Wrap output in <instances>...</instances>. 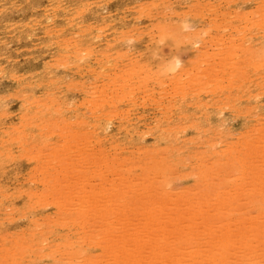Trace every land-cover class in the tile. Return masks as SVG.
Returning <instances> with one entry per match:
<instances>
[{
  "label": "rangeland",
  "instance_id": "1",
  "mask_svg": "<svg viewBox=\"0 0 264 264\" xmlns=\"http://www.w3.org/2000/svg\"><path fill=\"white\" fill-rule=\"evenodd\" d=\"M108 1L109 0H93V1L92 0H71V1L70 0H51V1L50 0H0V43H1L0 44V67H1V69H0V106H2V107H0L1 110H2V111L0 110V114H2V115H0V187H1L0 188V192H1L0 193V234H2L4 236V237L0 236V246H1L0 249L3 250V252L0 250V253L2 252L4 254V255L2 253L0 254L1 257L3 256L2 260H4L3 263H2V260L0 259V264H5V263L6 264H14V263L15 264H18V263L19 264H22V263H24V264H26V263H28V264H33V263L34 264H36V263L37 264H79L80 262H81L80 264H90V263L93 264L91 261H93V262L95 261V263H97V264L99 262L100 263H102V262L104 263V262L107 261L105 259L106 255L107 256L110 255L108 253H110L113 250V249L110 248V246H108V244L110 245L109 241H111L113 238H114V240H116V238H118V236L121 237V238H123L125 236L127 238V236H129V234H128L129 233V229L126 228L124 230L125 227H123L122 225L121 226L123 227V229L121 228V226L119 227V229L121 228L120 230L124 231V233L122 234V232H121L120 234H118L120 231H118L119 229L117 228V226H119L121 224V222H120L119 225L115 224L116 222L119 223V219H117V221H116V218H115V220L113 218L114 226H113V223L107 225L108 227H109V225L112 226L115 230L113 228L111 229V227L108 228L106 226L107 227L106 229H110V231H112V233H108L109 230H107V233H108V236H109L108 238L111 239L110 234H112V235L114 234L115 235V237L112 236L113 238L111 240H109L107 238V236H104L105 233H106V232H103V230L106 231V229H104V227H103L104 224L101 225V229L99 228L100 227V224H99L100 221L99 220L95 221V219L93 220V218H91L95 223L97 221H99L98 224L96 223L97 226L95 228L100 229L99 232L102 231L104 234H102V232L98 233L97 230H96V232L95 231L93 232L94 235L92 236V234H89V233H92V231L95 229L94 228L92 230L90 228L91 226L92 227L95 226V224H94V226L91 225V224H93L92 220H91V224H87V222H85L84 225H83L84 227H83L82 225H79L77 222L73 221L75 217L74 218L71 217L73 220L69 217V219H67V218L66 219L70 223L72 221V223L68 224L66 222L64 216L55 215V213L53 212L54 210H53L52 207H43V208H41V207L33 206V203L30 201L31 197H30L29 194L27 195V193H31L32 191H33L32 193H35V192L40 193L39 191H41V188H42V190L45 189V188L43 189V186L41 187V185L38 184L39 178L43 177L42 176L43 175V171L47 167V165H46V167H43V164L45 166V164H46L45 160H48V159L49 160L51 159L50 163L52 165L57 164V161L55 160V158H57V155H55L56 156L55 157V156H52L51 154L56 153L55 151H57L59 154L61 153V146L63 144V140H60V139L57 140V138H53L52 136H49L50 134H47V133H49V132H47L49 130L46 129V128H44V129H46V131L44 129H42V131L45 134H43V136L41 138H39V141H38V142H40L39 144L37 142L36 143L35 142H31L32 144L29 143L28 145L26 144L25 146L24 145L22 146L20 143L10 141L11 138L9 139V137H11V135L13 133H15V131H14L15 126L17 128V127H19L21 125V123L23 122L22 119H24L23 117L29 111H31V112L37 111L36 105L39 102H40V106L42 104V106L40 108L45 109V110H47V109L45 108L46 105L44 106V104H46L47 102H48V106H50V105L52 106L51 109L53 111L51 110L50 113L49 112H47V113H49L48 114L49 117L54 118V119L56 118L55 120H58L61 114H62V116H66V114H67L66 117L69 118V119L71 117H73L74 119L73 118H71V119L72 120H76L75 123H82V122L84 124H86L87 122H89V123H93L94 122L95 123V122L101 121V119H103L105 122L103 121L101 123V125L99 124L101 126V128H99V130L97 132L99 134V138L101 140L106 138L107 140L109 139V140L112 141L113 137L116 135L114 139H116L119 136L116 140H120L121 141L122 140V136L123 135L125 136L126 135L125 133H127V131L130 134H134V138L133 139H131V140L127 139L128 141L126 140V143H125L126 145L124 144L125 147L122 149V150H125V151L117 152V153H119V155H116V156L119 159L123 155H125V156L128 155L127 157H134L136 155L135 151L137 150L136 148L138 146L141 147V146H144V145H146V146L153 145V142L155 143V139H154L156 137L155 134L159 133L160 128L161 129H166V130L169 129V128L170 129L174 128V129H172L173 132H175L177 130V133H180V132L183 131L182 130L183 129L182 125L185 124V123L187 124L188 121H191V122L197 121L198 124H200L201 121H202V125L201 124L200 125L203 126V127L201 128V127H199L200 125L198 126L197 123L195 125L194 122H193L192 125L193 126L195 125L194 126L195 128H197V129L201 128L200 131H199L197 129L194 130L193 126L190 127V128H187L188 126H190L189 125V124H191L190 122L188 123V126L185 124L186 126L185 125L183 126V127H185L183 133H184V136H186L187 138L195 137L197 135H200V133H202L201 131L204 129V127L206 129L208 128V130L209 129H211V130L205 131V132L203 131L202 134H208V133L210 134V132L213 133V132L216 131L217 128H218L217 131L219 132V129H220L219 127L223 123V125H225V126H223V128L221 127V129H220L221 131L220 132L222 133V131H223L222 129L227 130L226 128H228L229 131H225L224 130L223 133L225 132L224 134L227 135L228 132H231L228 135L229 136L232 135L234 137L233 138L231 136V137H229L230 139L227 137L228 139L226 141H229V142L230 141H235L237 136L240 137V139L242 137H245V139L249 138L247 141L246 140L245 141L248 144H250L249 146L252 147V149L250 147H247V148H245V150L250 148L251 149V150H249L250 153H248V151L244 152L245 150H243L244 153L242 154V156H247L245 158H246V160L248 159L247 161H249L248 162L249 164L251 163L250 162L251 158L252 157H253L252 159L255 158L254 157L255 151L258 150V151H256V154H258V155H255L257 157L254 159L256 161L252 160V163L250 165H253L254 163L256 164L257 162H258L257 164H259L258 160H261L260 158H261L262 154L264 155V153L261 154V152L263 151L264 147L262 146L263 147L262 148L260 146L261 143H264V140H263V137H264L263 136L264 135L263 134L264 133L263 132L264 131V128H263L264 127V119H263L264 118L263 117L264 116V84H263L264 83V77H263L264 76V71H263L264 70V66L262 65V64H264V61L262 62V60H264V49H263L264 48L263 47L264 46V33H263L264 32V23H261L262 27L258 26L257 24L255 25L256 20L259 18V16L257 15V12H255L256 11V7L264 6V5H262L264 3L263 0H162V1L161 0H110L109 2ZM261 1H263V2L260 3ZM50 6H51V8H50ZM77 6H78V9H77ZM87 9H89V10H87ZM250 12H252L253 14L251 15ZM2 14H3V16H2ZM33 14L34 15L36 14V15L34 16ZM73 14H76V16L73 15ZM77 14H79V15H77ZM248 14H250V15H248ZM55 15H57V16H55ZM59 15H61V16H59ZM82 15H84V16H82ZM255 15H257L256 18H255ZM42 17L45 18V20ZM19 18H21V19H19ZM67 20H69V21L67 22ZM71 21H72V23H71ZM78 21H80V22H78ZM76 23H77V25H76ZM158 23H160V24H158ZM171 23H173V25ZM177 23H179V24L181 23V24L178 25ZM156 24L159 25V26L161 25V27H163V28H161L159 26L154 27V26H156ZM168 24L170 26H168ZM251 24H253V25H251ZM261 24H259V25H261ZM162 25H167V27L166 26H162ZM45 26H46V28H45ZM171 26H172V30L174 29V32L171 33L172 34L171 37L172 38L174 37L173 39L170 36H168L170 34L167 35L168 38H166L167 36H165L166 35L165 33H167L168 30L170 31ZM41 27H42V29H41ZM61 27H62V29H61ZM181 27H183V28H181ZM258 27H259V30H257ZM100 28L102 30H99ZM158 28H160L162 30H160ZM168 28H170V29H168ZM165 29L166 30L168 29V30L166 31ZM21 30L23 31V33H22ZM164 30H165V32H164ZM145 31H147V32L144 33ZM160 31H162V32H160ZM207 32H208V34H207ZM162 33L165 34V35H163V36H165V38L160 39V41H158V39H159L158 35L163 37ZM261 33H263V34H261ZM200 35H202V36H200ZM107 36H109V37H107ZM125 36H127V37H125ZM175 36H176V38L177 37H180V38L175 39ZM152 37H154V39H153V42L151 43L150 41H152V39H151ZM3 38L5 40H3ZM98 38H100V39H98ZM105 38H106V40H105ZM255 38H256V40H255ZM205 39H206V41H205ZM81 40L82 41L85 40V41L81 42ZM87 40L89 41L88 42L89 44H86ZM90 40H91V42H90ZM154 40H156L157 42L154 41ZM186 40H188V41H186ZM207 40H209V41H207ZM191 41H193V42H191ZM210 41H212V42H210ZM258 41L260 43H258ZM74 42H76L75 44L78 45L79 49L82 48L86 52L91 51V53H86V52L82 51V49H80V50H81V52H84V53H82V54H81V52L78 53L79 49L76 47V45L74 46ZM162 42H164V43H162ZM261 42H262V44H261ZM78 43H81V44H78ZM82 43H83V46H82ZM173 43L174 44L177 43V44L174 45ZM157 44H160V45H157ZM71 45H73L74 47H72ZM79 45H81V47H79ZM88 45H91V46H89L90 48L88 47ZM258 45L261 46V47H259ZM55 46H56L57 49L55 48ZM85 46L87 48H89V49H87ZM233 46H234V48H232ZM65 47H66V50H65ZM74 48L77 50V52H76V50H74V51L72 50ZM62 49H64V50H62ZM69 49H70V51H69L70 53L66 52ZM254 49H255V53H257L256 56L258 55L257 57L256 56L253 57L255 55V53L252 52ZM124 50H126L127 52L124 51ZM154 50L156 51L155 52L156 54L154 53ZM102 52H103V55H102ZM58 53H59V55H58ZM62 53H64L66 55V58H65V56H63L64 54L60 55ZM201 53L205 54V55H202ZM235 53H236V55H235ZM71 54H72V56H74V57L76 56V57L75 58L72 57ZM86 54H87V56H86ZM206 54L207 55L209 54V56L210 55H212V56L214 55V60L215 61L213 60V58L211 59V57L208 58L210 60V62L207 59L205 60ZM77 55L78 56L82 55L83 57L81 56V58H80V56H79L77 58ZM153 55H155V56H153ZM156 55H157V57H156ZM225 55L226 56L227 55L228 56H232L233 55L234 59L232 58V61L235 60L236 63L235 62L234 63L232 62L231 64L229 63L230 64V70L232 69L231 71H233L234 73L236 72L238 74L237 77H239V81L241 80V82L238 81V83L240 85L241 84H243V85L240 86L238 84L240 86L239 87L240 89H239L236 82H234V84L236 85L235 88L230 86V83H229V87L224 88L226 90H221V92H223V93H221V92L218 93V90L213 89V83H212L211 87H209L211 89L207 88V89H205V91L203 90V92H200L201 91V90H199L200 89L199 88L200 85L196 84L197 86H195V80L202 79L201 76H202L203 72H205V70H204L205 68H206V72H208V71H211V70H213L214 68L217 67L215 69L216 71L213 70L214 72H217V70H219V66L218 65H221L223 67V65H222L223 64V60L222 59H224ZM111 56H112V60H111ZM198 56H199V58H198ZM203 56L205 58H203ZM250 56H252L251 59H254V58L256 59L257 58V59H262V60H261V62L258 60L259 61V63H258V61L255 60V59H254L255 61L249 59ZM259 57H261V58H259ZM62 58L67 59L70 62L71 66H69V62L68 61L66 63V60H65V62L64 61L61 62L60 60H64ZM83 58H85L86 60L85 59L83 60ZM160 58H161V61L162 60H164V61L166 60L167 62H172L171 59H174L173 63L171 65L169 63H165L164 61H162V64H165L166 67L168 68V69L166 68L167 71L170 68H171L170 70L172 71V66L173 65L176 66L175 65V60H177L176 64L178 63L177 64L178 68L177 67L174 68V66H173V70L175 69L174 72L170 73V71H168L167 75L168 74L169 75L168 76L167 75L164 76V74H166L165 73L166 70H165L164 74H158V76L159 75H161V76L157 77V74L155 73L156 70H155L154 64H157V66L161 65V64H159L161 62V61H159ZM201 58L204 61V63H206L205 61H207L208 63L207 64H202ZM71 59H74V60L72 61ZM152 59H154V60L152 61ZM227 59L229 61H227L226 59H224V60L226 62H230V59L229 58H227ZM55 60H56L57 63H55ZM136 60H138V62L140 61V65L143 66V70L146 69V67L144 69V66H145L144 64H146V66L149 65L148 67L151 68V69L150 68L149 69H150V72H152V75L155 73V75L152 76L153 78H151V76L148 77L149 75H151V74H149V71L147 70L148 67L146 69L147 71H143L142 70L144 72V74H143L142 71L141 72L138 71L141 68L138 66L139 64H138V62ZM168 60H171V61H168ZM194 60H195V63H194ZM197 60H198V62H201V63L198 64ZM199 60H201V61H199ZM14 61H15V63H13ZM74 62H77L78 65H74ZM83 62L86 63V64H84ZM106 62L107 63L111 62V63H110V65H108V64H106ZM133 62H135L134 63V67L135 68L133 66H131L132 65L131 63H133ZM196 62H197V65H195ZM251 62H256L255 64L257 65L258 68L260 66L259 65L260 63H261L262 66L260 67V69H257V71H256L255 70L256 67H255V69H254V67L251 68V66H253V64H254V63L252 64ZM211 63H212V65H211ZM214 63L217 64V65H215L216 67L213 66ZM59 64H61V65H59ZM81 64L84 67H82ZM103 64H106V65L103 66ZM167 64L170 65V67L167 66ZM200 64H201L202 71L199 69L200 67L199 68L197 67L198 65L200 66ZM255 64H254V66H255ZM79 65H80V67H79ZM192 65H194V67L196 66L199 71L197 72V70H196L197 68H194V67L192 68ZM75 66H76V69H75ZM128 66H129V68H130V66L132 67L131 68L132 70L130 69L132 72L130 70H128L129 69ZM184 66H186V67H184ZM212 66H213V68H212ZM221 66H220V69H221ZM226 66H228V65H226ZM101 67H104V68H101ZM160 67H158L160 70L162 68L163 69L165 68L164 65L163 66L161 65ZM15 68H17V69H15ZM87 68H89V69H87ZM136 68H138V70H135ZM158 68H156V69L159 70ZM68 69H70V70H68ZM85 69H87V70H85ZM152 69L155 70L154 73H153ZM182 69H186V71L184 70L186 76L183 75L184 72H183ZM194 69L196 71H194ZM252 69H254L255 71L252 72L253 71ZM82 70H83V72H81ZM94 70L95 71L97 70L96 72H98V74H100V75L98 76V74ZM181 70H182L183 74L180 73ZM124 71H125V74H124ZM137 71H138V73H137ZM77 72H79V75L81 77L78 75ZM87 72H89V73H87ZM133 72H135V73L132 74ZM145 72H148L147 76H146ZM121 73H122V75H121ZM129 73L132 74V75L130 76ZM161 73H162V70H161ZM187 73H190V75L188 74V77H187ZM254 73H256V74H254ZM93 74H94V77L96 79H94V77L92 76ZM179 74L180 75L182 74L181 75V78H182L181 80L179 78L180 77ZM191 74L193 75L192 77H190ZM5 75H7V76H5ZM9 75H11L12 78L9 77ZM123 75H124V77H125V75H128V76H126V78H122ZM143 75H145V77H147V78H145ZM177 75H178V78H177ZM174 76H176V77H174ZM194 76H195V78H196V76H199V77H197V79H195ZM102 77H104V78H102ZM170 77H171V79H170ZM184 77H186V78H184ZM242 77H245V78H243L244 79L243 81H242ZM155 78L159 79V80H156ZM172 78L173 79L176 78L177 80L179 79L184 84V86H185L184 89L183 88H181V89L179 88L180 89L179 90L180 93H177V91H178L177 89H176L177 91H175V89L173 91L172 87L175 88V84L174 83H176V82H174V80H172ZM246 78L249 79V80H247ZM49 79L51 80V83H50ZM52 79H55V80H52ZM188 79H189V81H188ZM66 80H67V82H66ZM121 80H123V82ZM177 80H175V81H177ZM179 80H178L179 85H181L182 83ZM183 81H185V82H183ZM69 82H71V83H69ZM107 83H110V84H107ZM192 83L194 85H191ZM204 83H206V82H204ZM56 84H57V86H56ZM79 84H80L81 87L79 86ZM121 84H123V85H121ZM172 84H174V85H172ZM187 84H189V85H187ZM31 85H33V86H31ZM46 85H47V88H46ZM74 85H76V86H74ZM124 85H126L127 88ZM225 85L227 86L226 83H225ZM28 86L30 88H28ZM120 86H122V88ZM184 86L182 85V87H184ZM260 86H261L262 89L260 88ZM26 87H27V89H26ZM66 87L69 88V89H67ZM117 87H119V88H117ZM186 87H189V88H186ZM81 89H83V91ZM95 89L98 90V91L95 92ZM130 89L134 90V92H132V90H130ZM182 89L184 90V92H183ZM22 90H23V92H21ZM99 90H100V93H99ZM122 90L125 92V94H123L124 95L123 98H122V96H123L122 95V93H123ZM126 90H128L127 91L128 93L126 92ZM129 90H130V94H129ZM43 91H45V92H43ZM87 91H88V94H87ZM186 91H187L186 94L188 96L187 95H185V96L182 95V98H183V100H182L180 98L181 97L180 94H185ZM175 92L178 94V96H177V94ZM21 93H24V94H21ZM46 93H48V94H46ZM126 93H127V95H126ZM236 93H238V95H236ZM244 93H246V94H244ZM248 93H250L252 95H250ZM49 94H50V96H49ZM93 94L95 96H93ZM98 94L106 95V98L108 99V101H107L108 104L107 103L104 104L105 105V107H104L105 109L103 110V112L108 111L110 109L108 112L104 113V115H105V114H108V113L111 112L112 115H109L110 118L107 117V119H106V117L104 115H101V114H98V115L94 116L95 114H94L93 109L88 107V106H86V107H88L89 110H88V108H85V107H83V108L79 107V105H81L82 102L85 99H87V98L92 100V98L95 99V97H97L95 99V100H97L98 96H99ZM116 95H117V97H116ZM256 95H262V96H259L261 98H257L258 96L256 97ZM4 96H5V98H4ZM225 96H227V99H230V98L231 99L227 100ZM232 96H234L233 97L234 98L233 102L230 104V106L228 105L227 106L228 108H227L226 105L225 106L223 105V103L227 104L226 101H228V103H230L231 100H232ZM16 97L18 98V100H17ZM63 97H64V99H63ZM114 97L116 99L119 97L117 100L122 99V101L120 100V102H118ZM125 97H126V99H125ZM184 97H186L187 101H186V99ZM236 97H238V98L240 97V99H238ZM83 98H84V100H83ZM188 98H191V99L189 100ZM33 99H35V100H33ZM43 99H46L47 101L44 100V102H43ZM65 99L67 101H64ZM71 99H72V101H71ZM88 99L85 100V102L89 101ZM225 99H226V101H225ZM36 100H38L39 102H37ZM51 100H53L54 102L51 101ZM175 100L177 102H175ZM180 100H181L182 105H181V103H179ZM199 100L201 101V103L198 102ZM219 100H220V102L222 103L223 106L221 105L220 102H217ZM73 101H74V103H73ZM195 101L198 102V105H199V103H200V105L203 104L202 105L203 107H201L199 105L200 108L197 109L198 105L196 103L194 104ZM215 101L217 102L218 105H220V107L216 106L217 104H216ZM33 102L34 103L36 102V103L34 104ZM113 102H115V104ZM169 102H170V104H169ZM171 102H174V103H171ZM166 103H168V105H170V106L177 105L178 107L177 106L168 107ZM185 103L187 104V106H186ZM5 104H6V106H4ZM30 104H32V105L30 106ZM75 104H77V105H75ZM68 105H69V107H68ZM108 105H110V106H108ZM232 105H233V108H232ZM27 106H28V108H27ZM62 106H63V108H59V107H62ZM179 106L183 107L184 109H182L181 107L179 108ZM260 106L262 107V109H261ZM111 107H113V110L115 109L114 111L118 112V113H115L111 109ZM223 107H226V108H223ZM55 108H57V110ZM79 108H80V110H79V113H78V109ZM126 108H128V109H126ZM201 108H202V110H201ZM179 109L181 111L183 110L182 113H181V111ZM199 109H200V111H199ZM257 109H258V111L256 112ZM24 110H25V112H24ZM54 110L56 112H54ZM90 110H92L93 112L92 111L90 112ZM254 110H255V112H254ZM69 111L72 113V115H71V113ZM125 111H127V112L125 113ZM201 111H203V112H201ZM21 112H22V114H21ZM133 112H135V113H133ZM172 112H173V114H172ZM179 112H180L181 115L179 114ZM195 112H197V114ZM113 113L115 115L118 114V117H116ZM257 113H259V114L257 115ZM183 114L185 115L183 117L184 120H182L183 119L182 118ZM187 114L189 116H187ZM5 115H7V116L5 117ZM85 115H87V116H85ZM192 115H194V116H192ZM252 115H254V116H252ZM27 116H28V114L25 117H27ZM179 116H180L181 119L179 118ZM256 116L259 117V119H257ZM79 117H80V119L78 120ZM100 117H101V119H99ZM112 117H114V118L112 119ZM186 117H188V118H186ZM189 117H190V119H189ZM116 118H118V119H116ZM254 118H256V119L254 120ZM105 119L107 120V122H108V120H110L109 123H106ZM203 119L204 120L206 119V120L204 121ZM179 120H180V122L181 121L185 122L187 120L188 121L185 122V123L182 122V124H181L179 122ZM258 120L263 125L262 126V132L260 131L261 128L259 130L261 132V134H263L262 136H261V134H257V132H259L258 131L259 125H261V124H259V122L257 123ZM1 121H2V123H1ZM156 121H158L159 124ZM172 121H173V123H171ZM121 124H123V125H121ZM126 124H127V126H126ZM256 124H257V126H255ZM218 125H219V127H216ZM178 126H181V128L178 127ZM252 126H255L256 128L252 127ZM158 127H160V128H158ZM211 127H213V128H211ZM257 127H258V129H257ZM103 128H105V129L103 130ZM123 128H125V129H123ZM175 128H176V130H175ZM251 128H253L252 132H251ZM126 129H128V130H126ZM245 129L247 130V133H246ZM255 129H257V131ZM100 130H102V131H100ZM125 130H126V132H125ZM145 130H146V132H145ZM179 130H180V132H179ZM12 131H14V132H12ZM187 131H188V135H187ZM194 131H199V132H194ZM253 131H254V133H253ZM218 132H216L217 135H218ZM241 132H242V135H241ZM185 133H186V135H185ZM251 133H252V135H251ZM180 134H182V133H180ZM243 134L244 135L248 134V136L246 135L247 138H246V136H243ZM254 134L256 136L259 135L260 138H262V139H260L259 136L257 137V139H260L263 142H261L260 140H257L256 136ZM137 135L138 136L144 135V136H143V138L141 140H139L140 137H139V139H137L138 138ZM239 135H241V136H239ZM249 135L252 138L251 140H250V136ZM254 136H255L256 141L253 140ZM4 137L6 139H3ZM217 137H219V136H217ZM1 139H3V140L1 141ZM7 139H9V141ZM136 140L139 141V145L136 144L137 143ZM249 140H250V143L248 142ZM144 141H146V142H144ZM42 142H46V143L43 144ZM242 142H244V138H243ZM253 142H255V144H253ZM140 143H141V145H140ZM257 143H259V144H257ZM17 144H19L20 147H22V149ZM45 144H46V146H45ZM59 144H61V146ZM42 145H43V147H42ZM252 145H254V146L256 145V147L258 146L257 149H255L256 147L253 148ZM262 145H264V144H262ZM7 146L8 147L10 146V148H8ZM47 146H50L49 150L47 149ZM24 147L25 148L26 147L29 148V150L25 149ZM30 148H32V150ZM260 148H262V150ZM53 149L55 151H53ZM9 150H12V151L9 152ZM33 150H34V152L36 150L42 151L43 154L41 152L39 153L37 151H36V153L37 154L39 153L38 157H39V155L42 154L43 156L41 155L40 158L44 157L45 158V159L43 158L44 161H41V159L38 158L36 160V162H35L34 160H35V158H37V156H35V155H37V154H34ZM128 150L134 151V153L131 152V151H128ZM253 150H255V151H253ZM259 150L261 152H259ZM117 151H119V150H117ZM124 152H126V153H124ZM22 153L25 154V155L22 156ZM132 153H133L134 156L132 155ZM247 153L249 155L251 154V158H249L250 156L248 157ZM12 154H14V155H12ZM27 154L29 156H27ZM33 154L35 156L34 159H33L34 156H32V158L30 156V155H33ZM46 154H47V156L51 155V158L47 157ZM59 154H58V156H59ZM129 154H131L132 156H130ZM259 154H260V157L258 158ZM2 155H4V157H2ZM125 156H123V158ZM24 157H25V159H24ZM28 157L30 158V160H29ZM52 157H55V158H52ZM123 158H121V159H123ZM49 160L47 162H49ZM54 160H55V162H54ZM37 161L38 162L41 161V163L43 162V164L39 163V165L37 166V164H38ZM52 161H53V163H52ZM261 161H263V160H261ZM33 162L36 163V164H34ZM11 164L13 165V167H12ZM33 165L37 166V168L34 167ZM32 166H33V168H32ZM256 166H258V165H256ZM261 166H262V164L259 166L260 168L257 167L260 171H261ZM15 168H17V169H15ZM39 168H41V169H39ZM54 168H55V171H57V170L59 171L58 165H57V167L55 166ZM38 169H39V173H38ZM41 171H42V173H40ZM71 171H73V167L72 166H71ZM29 173H30V177L28 178V174ZM32 173H33V175H32ZM33 176L36 177L35 178L36 182H35V179H34ZM47 177H49L48 179H50V178L53 177V175L52 176H47ZM114 177L113 176H109V177H107V179L109 180V179L114 178ZM135 177H136V175H134L131 179H135ZM172 180H171V183L165 185L166 189H164V190H167L166 193H169L170 195H174V194L176 195L180 191H183L184 188L186 189L188 187V183H187V181H185L184 178L174 179L173 181ZM177 180L178 181L180 180V181L178 182ZM91 182L95 183L96 181L94 182V180H93ZM92 183H90V184H92ZM170 184H172V185L170 186ZM24 186H27V187H24ZM28 188H30V189H28ZM35 189H38V190L35 191ZM29 191H31V192H29ZM44 192H45V190H44ZM11 193H14V194H12L13 196L11 195ZM259 193L261 195L260 197H264V196H262V194L264 192L263 193L259 192ZM257 195L259 196V194H257ZM29 197H30V199H29ZM20 200H21V202H20ZM9 202H10V204H9ZM11 204H12V207H11ZM7 207H9V208L6 209ZM7 210H8L9 213H11V212L12 213L9 214L7 212ZM32 210H34V211H32ZM22 211H23V213H22ZM31 211H32V213H31ZM22 216H23V218H22ZM47 216H49V217L47 218ZM50 216H52V217H50ZM13 217H14L15 220H13ZM20 217H21V219H19ZM55 217H58L57 219L58 220L61 219V220L58 221ZM52 218H53L54 222L52 221ZM48 219H50V220L47 221ZM70 219H71V221H70ZM31 220L33 222L37 220L36 223L38 224V226H36L37 224L33 223ZM89 220H90V218H89ZM9 221L11 222V224H10ZM88 223H90V221ZM13 224H15V225H13ZM33 225L35 226L37 231L35 230ZM71 225H73V227ZM89 225H91V226L89 227ZM54 227H56V228H54ZM102 227H103V229H102ZM32 228L34 229V231L32 230ZM82 228H85V229H82ZM3 229H5V231H7L10 234V236L11 235L14 236L15 234L16 235L18 234V235L14 236L13 239H10V238H12V236L10 237L9 234L7 232H5ZM88 229H91V232H87ZM17 230H19V232ZM48 230H49V232H48ZM79 230H82V231H79ZM126 230L128 231V233H127ZM115 231H118V233L115 232ZM84 232H86V235H84L85 237L87 236L86 238L83 235H81V233L83 234ZM21 233L23 234V237H25L24 238L25 240H27L29 238L27 241H25L27 243L23 242V244L25 243V245L20 243V242H22L21 239L23 238L21 236L22 235ZM76 233H79L78 235H81L83 237L81 241L79 240V237H81V236H78ZM125 233L127 235L123 236ZM95 234H98V235L100 234L99 235V239L101 238L102 235H103L102 237H104V238L106 237L104 239V241H103V238H102V241L99 242V246H97L98 241L96 239L98 237H95V236H97ZM33 235H34V237H33ZM40 235L41 236L45 235L44 237L46 239L42 237L43 240H40V239H42ZM116 235H117V237H116ZM19 236H21V237H19ZM26 236H29V237H26ZM16 237H17V239H16ZM67 237H68V239H66ZM91 238H93V239H91ZM24 239H23V241H24ZM64 239H65V241H63ZM29 240H31V242ZM36 240H38V241H36ZM45 240L47 241V243H46ZM67 240H68V242H70L69 245L73 246L74 248L71 247V249H70L69 246L66 245V244H68ZM77 240H78V242H77ZM91 240H93V241H91ZM94 240H96L97 243ZM105 240L108 241L107 245H104L106 243ZM28 241H29V243H28ZM15 242H19V243L18 244L16 243L17 244L16 245V244H14ZM35 242H38V243H35ZM39 242H42V244L40 243L42 246L39 244ZM43 242H45V243H43ZM60 242L62 243V245H61ZM74 242H77V244L79 243L78 245H80V247L77 244L75 245ZM9 243H11V245ZM93 243L94 244L96 243L95 244L96 246H94V248L92 246ZM100 243H101V245H100ZM19 245H21V248L24 246L23 249H21L19 247ZM87 245H91V246H87ZM3 246H5V247H3ZM66 246L68 247L67 250H66ZM77 246L81 249V250L79 249V251L82 253V255H80V253H79L80 256L75 254L76 256L74 255L73 258L71 257L72 256L71 255L70 256V258H72L71 261L72 262H74V261L76 262V263L75 262L72 263V262H70V260H68V256L70 255V252H71L70 250L73 249L72 252H74L75 251L74 249H76ZM35 247L40 252L38 250L34 249ZM103 247H105V249ZM26 248H28V249H26ZM29 248H31V249H29ZM17 249H20V251L19 250L17 251ZM82 249H83V252H82ZM106 249H107V251H104ZM109 249H111V250H109ZM15 250L17 251L16 253H15ZM79 251L77 250V251H75V253L79 252ZM84 251H86V253H84ZM4 252H6L7 254H5ZM42 252H44V253H42ZM47 252L49 253V255L51 257L47 254ZM99 252H101V253H99ZM83 253L86 256L83 255ZM102 253L106 254L105 258L103 257L104 254H102ZM13 254H15V255H13ZM21 254H23L22 257H21ZM72 254H74V253H72ZM88 254L89 255L92 254L93 257L91 255L88 257ZM44 255H46L47 258ZM52 256H55V257H52ZM81 256L84 257V258L86 257V258L82 259ZM95 256L98 257V258H96ZM99 256H101L100 257L101 261L100 260L98 261ZM18 257H20V258H18ZM90 257H92L93 259L90 258ZM28 258H30V259H28ZM102 258H104L105 261L102 260ZM108 258H110V257H107V259ZM7 259H9V261H7ZM17 259H19V260H17ZM77 259H78V262L76 261ZM79 259H82V260H79ZM86 259H88V260H86ZM82 261H84V262L82 263ZM85 262H87V263H85ZM109 262L110 261L108 259V262H106V263L110 264Z\"/></svg>",
  "mask_w": 264,
  "mask_h": 264
},
{
  "label": "bare ground",
  "instance_id": "2",
  "mask_svg": "<svg viewBox=\"0 0 264 264\" xmlns=\"http://www.w3.org/2000/svg\"><path fill=\"white\" fill-rule=\"evenodd\" d=\"M51 1V0H50ZM71 1V0H70ZM93 1V0H92ZM110 1V0H109ZM108 1V2H109ZM162 1V0H161ZM264 1V0H263ZM263 1H261L260 3H262ZM62 2V1H61ZM81 2V1H80ZM91 2V1H90ZM95 2V1H94ZM72 3V2H71ZM74 3V2H73ZM76 3V2H75ZM84 3V2H83ZM106 3V2H105ZM152 3V2H151ZM63 4V3H62ZM82 4V3H81ZM194 4V3H193ZM6 5V4H5ZM30 5V4H29ZM89 5V4H88ZM99 5V4H98ZM104 5V4H103ZM130 5V4H129ZM145 5V4H144ZM260 5V4H259ZM264 5V3L262 4ZM8 6V5H7ZM11 6V5H10ZM9 6V7H10ZM52 6V5H51ZM50 6V8H51ZM151 6V5H150ZM191 6V5H190ZM204 6V5H203ZM5 7V6H4ZM47 7V6H46ZM80 7V6H79ZM192 7V6H191ZM256 7V6H255ZM45 8V7H44ZM6 9V8H5ZM77 9H78V6H77ZM82 9V8H81ZM141 9V8H140ZM145 9V8H144ZM166 9V8H165ZM202 9V8H201ZM214 9V8H213ZM259 9V10H258ZM30 10V9H29ZM50 10V9H49ZM73 10V9H72ZM89 10V9H87ZM211 10V9H210ZM4 11V10H3ZM27 11V10H26ZM82 11V10H81ZM161 11V10H160ZM201 11V10H200ZM250 11V10H249ZM252 11V10H251ZM6 12V11H5ZM28 12V11H27ZM209 12V11H208ZM257 12V15L259 16V18L256 20V23L255 25L257 24L258 26H261L262 27V24L261 23H264V6H261V7H256V11ZM48 13V12H47ZM46 13V14H47ZM65 13V12H64ZM67 13V12H66ZM75 13V12H74ZM79 13V12H78ZM88 13V12H87ZM141 13V12H140ZM146 13V12H145ZM144 13V14H145ZM150 13V12H149ZM57 14V13H56ZM93 14V13H92ZM250 14L252 15L253 13L250 12ZM248 14V15H250ZM34 15V14H33ZM36 15V14H35ZM34 15V16H35ZM51 15V14H50ZM62 15V14H61ZM59 15V16H61ZM71 15V14H70ZM76 16V14H73ZM79 15V14H77ZM96 15V14H95ZM164 15V14H163ZM196 15V14H195ZM255 15V18L256 16ZM3 16V14H2ZM7 16V15H6ZM57 16V15H55ZM84 16V15H82ZM92 16V15H91ZM162 16V15H161ZM207 17V16H206ZM43 18V17H42ZM76 18V17H75ZM85 18V17H84ZM211 18V17H210ZM209 18V19H210ZM21 19V18H19ZM45 20V18H43ZM47 19V18H46ZM71 19V18H70ZM154 19V18H153ZM18 20V19H17ZM87 20V19H86ZM139 20V19H138ZM249 20V19H248ZM14 21V20H13ZM69 20H67L68 22ZM83 21V20H82ZM81 21V22H82ZM252 21V20H251ZM29 22V21H28ZM39 22V21H38ZM37 22V23H38ZM47 22V21H46ZM80 22V21H78ZM93 22V21H92ZM181 22V21H180ZM30 23V22H29ZM72 23V21H71ZM104 23V22H103ZM184 23V22H183ZM187 23V22H186ZM254 23V22H253ZM261 25H259V24ZM19 24V23H18ZM33 24V23H32ZM35 24V23H34ZM49 24V23H48ZM59 24V23H58ZM63 24V23H62ZM66 24V23H65ZM160 24V23H158ZM166 24V23H165ZM173 25V23H171ZM178 25H180L179 23H177ZM11 25V24H10ZM15 25V24H14ZM28 25V24H27ZM31 25V24H30ZM36 25V24H35ZM52 25V24H51ZM61 25V24H60ZM77 25V23H76ZM155 25V24H154ZM185 25V24H184ZM183 25V26H184ZM253 25V24H251ZM26 26V25H25ZM39 26V25H38ZM41 26V25H40ZM53 26V25H52ZM159 25L156 24V26L154 27H157ZM162 26H166L167 25H162ZM168 26H170L168 24ZM223 26V25H222ZM37 27V26H36ZM63 27V26H62ZM61 27V29H62ZM66 27V26H65ZM76 27V26H75ZM101 27V26H100ZM139 27V26H138ZM161 27V25L159 26ZM252 27V26H251ZM260 27V28H261ZM11 28V27H10ZM46 28V26H45ZM59 28V27H58ZM99 28V27H98ZM114 28V27H113ZM116 28V27H115ZM163 28V27H161ZM183 28V27H181ZM215 28V27H214ZM28 29V28H27ZM30 29V28H29ZM40 29V28H39ZM42 29V27H41ZM71 29V28H70ZM69 29V30H70ZM110 29V28H109ZM160 29V28H158ZM170 29V28H168ZM167 29V30H168ZM186 29V28H185ZM225 29V28H224ZM223 29V30H224ZM10 30V29H9ZM73 30V29H72ZM99 30H102L101 28ZM162 30V29H160ZM166 30V29H165ZM164 30V32H165ZM166 30V31H167ZM181 30V29H180ZM209 30V29H208ZM259 30V27L258 29ZM22 31V30H21ZM20 31V32H21ZM27 31V30H26ZM106 31V30H105ZM125 31V30H124ZM158 31V30H157ZM171 31V32H170ZM170 31L168 30L167 33H162V36L165 35L167 36H172V32H174V29L172 30V26H171V29ZM227 31V30H226ZM263 31V30H262ZM19 32V33H20ZM57 32V31H56ZM127 32V31H126ZM147 31H145L144 33H146ZM162 32V31H160ZM170 32V33H169ZM204 32V31H203ZM211 32V31H210ZM257 32V31H256ZM15 33V32H14ZM23 33V31H22ZM75 33V32H74ZM194 33V32H193ZM196 33V32H195ZM254 33V32H253ZM264 33V32H263ZM261 33V34H263ZM76 34V33H75ZM78 34V33H77ZM130 34V33H129ZM157 34V33H156ZM160 34V33H159ZM206 34V33H205ZM204 34V35H205ZM208 34V32H207ZM257 34V33H256ZM22 35V34H21ZM84 35V34H83ZM128 35V34H127ZM161 35V34H160ZM160 35H158V41H160V39H163L165 38V36L161 37ZM187 35V34H186ZM103 36V35H102ZM149 36V35H148ZM160 36V37H159ZM168 36L166 38H168ZM202 36V35H200ZM213 36V35H212ZM109 37V36H107ZM127 37V36H125ZM184 37V36H183ZM186 37V36H185ZM189 37V36H188ZM199 37V36H198ZM204 37V36H203ZM261 37V36H260ZM5 38V37H4ZM3 38V40H5ZM45 38V37H44ZM65 38V37H64ZM72 38V37H71ZM84 38V37H83ZM132 38V37H131ZM130 38V39H131ZM135 38V37H134ZM172 38V37H171ZM174 38V37H173ZM172 38V39H173ZM177 38H180V37H177ZM176 36H175V39H177ZM2 39V38H1ZM16 39V38H15ZM18 39V38H17ZM57 39V38H56ZM67 39V38H66ZM96 39V38H95ZM100 39V38H98ZM150 39V38H149ZM152 41H150L151 43L153 42V39L154 37L151 38ZM171 39V40H172ZM185 39V38H184ZM199 39V38H198ZM202 39V38H201ZM260 39V38H259ZM19 40V39H18ZM63 40V39H62ZM61 40V41H62ZM65 40V39H64ZM69 40V39H68ZM67 40V41H68ZM94 40V39H93ZM106 40V38H105ZM121 40V39H120ZM136 40V39H135ZM256 40V38H255ZM66 41V40H65ZM73 41V40H72ZM85 41V40H83ZM81 40V42H83ZM156 41V40H154ZM182 41V40H181ZM188 41V40H186ZM206 41V39H205ZM209 41V40H207ZM20 42V41H19ZM43 42V41H42ZM77 42V41H76ZM74 42V46L76 45ZM80 42V41H79ZM89 41L87 40V43L86 44H89L88 43ZM91 42V40H90ZM157 42V41H156ZM184 42V41H183ZM193 42V41H191ZM212 42V41H210ZM18 43V42H17ZM155 43V42H154ZM164 43V42H162ZM190 43V42H189ZM209 43V42H208ZM258 43H260L258 41ZM1 44V43H0ZM12 44V43H11ZM57 44V43H56ZM65 44V43H64ZM78 44H81V43H78ZM85 44V43H84ZM85 44V45H86ZM147 44V43H146ZM174 44V43H173ZM177 44V43H176ZM174 44V45H176ZM262 44V42H261ZM260 44V45H261ZM157 45H160V44H157ZM181 45V44H180ZM255 45V44H254ZM3 46V45H2ZM1 46V47H2ZM9 46V45H8ZM20 46V45H19ZM64 46V45H63ZM66 46V45H65ZM68 46V45H67ZM72 47H74L73 45H71ZM82 46H83V43H82ZM91 46V45H88V47ZM253 46V45H252ZM256 46V45H255ZM254 46V47H255ZM259 46V45H258ZM263 46V45H262ZM23 47V46H22ZM38 47V46H37ZM62 47V46H61ZM76 47L78 48V45H76ZM75 47V48H76ZM79 47H81V45H79ZM86 47V46H85ZM84 47V48H85ZM94 47V46H93ZM177 47V46H176ZM261 47V46H259ZM264 47V46H263ZM262 47V48H263ZM49 48V47H48ZM52 48V47H51ZM56 48V46H55ZM68 48V47H67ZM72 49L73 51L76 50V49ZM87 48V47H86ZM90 48V47H89ZM87 48V49H89ZM129 48V47H128ZM229 48V47H228ZM234 48V46L232 47ZM257 48V47H256ZM6 49V48H5ZM54 49V48H53ZM57 49V48H56ZM55 49V50H56ZM79 49V48H78ZM82 49V48H80ZM79 49L78 53L81 52V50ZM214 49V48H213ZM264 49V48H263ZM52 50V49H51ZM64 50V49H62ZM65 50H66V47H65ZM71 50V51H72ZM233 50V49H232ZM252 50V49H251ZM5 51V50H4ZM22 51V50H21ZM70 49L66 52L70 53L69 52ZM82 51H84L82 49ZM88 51V50H87ZM126 51V50H124ZM227 51V50H226ZM48 52V51H47ZM62 52V51H61ZM77 52V50H76ZM86 52V51H84ZM84 52H81L84 53ZM101 52V51H100ZM127 52V51H126ZM156 51L154 50V53ZM160 52V51H159ZM234 52V51H233ZM253 53H255V49L252 51ZM5 53V52H4ZM3 53V54H4ZM86 53H91V51L89 52H86ZM105 53V52H104ZM108 53V52H107ZM208 53V52H207ZM211 53V52H210ZM229 53V52H228ZM238 53V52H237ZM252 53V54H253ZM64 53L60 54V55H63ZM67 54V53H66ZM93 54V53H92ZM91 54V55H92ZM100 54V53H99ZM156 54V53H155ZM202 54V53H201ZM226 54V53H225ZM257 53H255V55L253 57L256 56ZM31 55V54H30ZM41 55V54H40ZM50 55V54H49ZM59 55V53H58ZM101 55V54H100ZM102 55H103V52H102ZM135 55V54H134ZM202 55H205V54H202ZM234 55V54H233ZM233 55L232 56H226L224 57V59H226L227 61H229L227 58L230 59V62H226L224 59L223 60V67L221 65H218L219 66V70H217V72H214L216 71L215 69L217 68L215 65L217 64H213L214 68L213 70L211 71H208L206 72V68L204 69L205 72H203L202 74V79H198V80H195L197 79V77L199 76H194V80H195V86H197L196 84L200 85V89L201 90L200 92H203V90L205 91V89H211L209 87H211L212 83H213V89L215 90H218V93L221 92V90H226L224 88L226 87H229V83H230V86H232L233 88H235V84L234 82L237 83V86L238 88L243 85V84H239L238 81H239V77L238 74L233 71L230 70V64L233 62H235V60L232 61V58H233ZM236 55V53H235ZM234 55V56H235ZM240 55V54H239ZM54 56V55H53ZM63 56H65L66 58V55L64 54ZM72 56V54H71ZM70 56V57H71ZM80 56V55H79ZM77 55V58L79 57ZM82 56V55H81ZM80 56V58H81ZM85 56V55H84ZM87 56V54H86ZM106 56V55H105ZM120 56V55H119ZM155 56V55H153ZM258 56V55H257ZM256 56V57H257ZM74 57V56H72ZM76 57V56H75ZM74 57V58H75ZM83 57V56H82ZM114 57V56H113ZM140 57V56H139ZM157 57V55H156ZM202 57V56H201ZM211 57V59L213 58L214 60V55H210L209 54L207 55L206 54V58L203 56V58H205V60H209L208 58ZM238 57V56H237ZM240 57V56H239ZM252 56H250L249 59H251ZM13 58V57H12ZM50 58V57H49ZM65 58H62L64 60H60L61 62L66 60V63H67V59ZM105 58V57H104ZM107 58V57H106ZM199 58V56H198ZM261 58V57H259ZM263 58V57H262ZM59 59V58H58ZM61 59V58H60ZM85 58H83L84 60ZM96 59V58H95ZM101 59V58H100ZM156 59V58H155ZM158 59V58H157ZM234 59V58H233ZM255 59V58H254ZM254 59H251V60H254ZM8 60V59H7ZM11 60V59H10ZM72 61L74 59H71ZM70 60V61H71ZM81 60V59H80ZM79 60V61H80ZM86 60V59H85ZM111 60H112V56H111ZM135 60V59H134ZM133 60V61H134ZM154 59H152L153 61ZM172 62H167L166 60H162L164 61L165 63H169L170 65L173 63V60L174 59H171ZM171 60H168V61H171ZM202 60V58H201ZM199 60V61H201ZM255 60H259L261 62L262 59H255ZM254 60V61H255ZM43 61V60H42ZM78 61V60H77ZM82 61V60H81ZM94 61V60H93ZM138 62V60H136ZM159 61H161V58L159 59ZM162 61L159 63L161 64L162 66L164 65L165 68L161 69L162 70V73H161V70L158 68L160 67L161 65L157 66V64H154L155 66V70H153V73L155 71V73L157 74V77L161 76L158 74H164L165 70H166V65L165 64H162ZM176 61L175 60V65L174 68L177 67V64H176ZM215 61V60H214ZM258 61V63H259ZM264 60H262L263 62ZM5 62V61H4ZM49 62V61H48ZM59 62V61H58ZM69 62V61H68ZM132 62V61H131ZM144 62V61H143ZM198 62V60H197ZM197 62L195 65H197ZM202 64H207L208 62L205 61L206 63H204V61L202 60L201 61ZM201 62H198L201 63ZM210 62V60H209ZM15 63V61L13 62ZM29 63V62H28ZM55 63L56 60H55ZM54 63V64H55ZM60 63V62H59ZM84 63V62H83ZM105 63V62H104ZM111 63V62H110ZM110 63H107L108 65H110ZM134 63H131L130 65L134 67ZM142 63V62H141ZM194 63H195V60H194ZM228 63V64H227ZM230 63V64H229ZM236 63V62H235ZM252 64L256 63V62H251ZM86 64V63H84ZM106 64H103V66H105ZM122 64V63H121ZM139 64V65H138ZM138 66L141 68L140 70H138V68H136L135 70H138V71H142L143 70V66L140 65V61L138 62ZM251 66L256 67V71L257 69H260V67L264 64L261 65V63L259 64V68L257 67V65L255 64V66ZM49 65V64H48ZM61 65V64H59ZM74 65H78L77 62H74ZM101 65V64H100ZM99 65V66H100ZM144 69L146 67L149 66L146 64H144ZM170 65L167 64V66L170 67ZM209 65V64H208ZM212 65V63H211ZM228 65V66H226ZM35 66V65H34ZM69 66H71L70 62H69ZM82 66V64H81ZM86 66V65H85ZM128 66V70H130L132 67ZM137 66V67H138ZM173 66H172V71L169 69L168 71L171 72H174L175 69L173 70ZM183 66V65H182ZM206 66V65H205ZM212 66V68H213ZM220 66H221V69H220ZM12 67V66H11ZM20 67V66H19ZM52 67V66H51ZM50 67V68H51ZM78 67V66H77ZM80 67V65H79ZM78 67V68H79ZM84 67V66H82ZM90 67V66H89ZM107 67V66H106ZM109 67V66H108ZM186 67V66H184ZM194 67V65H192V68ZM201 71V64L200 66L198 65L197 66ZM196 66L194 68H197ZM207 67V66H206ZM209 67V66H208ZM248 67V66H247ZM4 68V67H3ZM18 68V67H17ZM15 68V69H17ZM57 68V67H56ZM70 68V67H69ZM73 68V67H72ZM77 68V69H78ZM86 68V67H85ZM92 68V67H91ZM101 68H104V67H101ZM135 68V67H134ZM133 68V69H134ZM150 67H148V71H149V75L148 77L151 76V78H153L152 76L155 75V73L152 75V72H150ZM156 68H158L159 70H157ZM161 68V67H160ZM178 68V67H177ZM189 68V67H188ZM198 68L196 69L197 72L199 71ZM203 68V67H202ZM1 69V67H0ZM11 69V68H10ZM71 69V68H70ZM68 69V70H70ZM75 69H76V66H75ZM81 69V68H80ZM89 69V68H87ZM85 69V70H87ZM122 69V68H121ZM143 70V71H147V70ZM168 69V68H167ZM180 69V68H179ZM187 69V68H186ZM186 69H182L180 73H182L183 75L186 76L185 74V71ZM210 69V68H209ZM208 69V70H209ZM252 69L254 72L255 70ZM262 69V68H261ZM3 70V69H2ZM6 70V69H5ZM67 70V71H68ZM72 70V69H71ZM101 70V69H100ZM123 70V69H122ZM127 70V71H128ZM132 70V69H131ZM130 70V71H131ZM134 70V71H135ZM151 70V71H152ZM164 70V71H163ZM185 70V71H184ZM194 69V71H196ZM203 70V71H204ZM222 70V71H221ZM95 71V70H94ZM97 71V70H96ZM95 71V72H96ZM103 71V70H102ZM137 71V73H138ZM142 71V72H143ZM168 71L166 70V74L168 73ZM191 71V70H190ZM189 71V72H190ZM251 71V70H250ZM264 71V70H263ZM4 72V71H3ZM37 72V71H36ZM45 72V71H44ZM83 72V70L81 71ZM93 72V71H92ZM94 72V73H95ZM107 72V71H106ZM132 72V71H131ZM130 72V73H131ZM136 72V71H135ZM135 72H133L132 74H134ZM160 72V73H159ZM222 72V73H221ZM248 72V71H247ZM246 72V73H247ZM2 73V72H1ZM26 73V72H25ZM24 73V74H25ZM71 73V72H70ZM78 75H79V72H77ZM89 73V72H87ZM98 74V72H96ZM129 73V74H130ZM146 73V76L148 75L147 73L148 72H145ZM192 73V72H191ZM196 73V72H195ZM194 73V74H195ZM249 73V72H248ZM251 73V72H250ZM263 73V72H262ZM14 74V73H13ZM43 74V73H42ZM83 74V73H82ZM102 74V73H101ZM104 74V73H103ZM124 74H125V71H124ZM130 74V76L132 75ZM144 74V72H143ZM181 74V75H182ZM188 74L190 75V73H187V77H188ZM256 74V73H254ZM85 75V74H84ZM89 75V74H88ZM96 75V74H95ZM100 74H98L99 76ZM122 75V73H121ZM169 75V74H168ZM167 75V76H168ZM171 75V74H170ZM176 75V74H175ZM181 75L179 74V78L180 80L182 79L181 78ZM248 75V74H247ZM7 76V75H5ZM17 76V75H16ZM77 76V75H76ZM80 76V75H79ZM91 76V75H90ZM94 77V74L92 75ZM102 76V75H101ZM126 76L128 75H123L122 78H126ZM141 76V75H140ZM145 77V75H143ZM142 76V77H143ZM163 76V77H164ZM193 75L191 74L190 77H192ZM246 76V75H245ZM255 76V75H254ZM9 77H11V75H9ZM31 77V76H30ZM57 77V76H56ZM55 77V78H56ZM81 77V76H80ZM116 77V76H115ZM156 77V76H155ZM156 77V78H157ZM172 77V76H171ZM170 77V79H171ZM176 77V76H174ZM247 77V76H246ZM261 77V76H260ZM264 77V76H263ZM12 78V77H11ZM38 78V77H37ZM42 78V77H41ZM45 78V77H44ZM78 78V77H77ZM104 78V77H102ZM112 78V77H111ZM118 78V77H117ZM147 78V77H145ZM155 78V79H156ZM177 78H178V75H177ZM186 78V77H184ZM243 78L245 77H242V81L244 80ZM248 78V77H247ZM246 78V79H247ZM257 78V77H256ZM16 79V78H15ZM88 79V78H87ZM94 79H96L94 77ZM143 79V78H142ZM150 79V78H149ZM165 79V78H164ZM258 79V78H257ZM50 80V79H49ZM52 80H55V79H52ZM70 80V79H69ZM82 80V79H81ZM152 80V79H151ZM156 80H159V79H156ZM172 80H174V83L175 84V88H173V91L175 89V91H177V93H180L179 90L181 88H185L184 84L182 83V81H179L182 83L181 85H179V82L178 80L175 78ZM171 80V81H172ZM177 80V81H175ZM193 80V79H192ZM191 80V81H192ZM249 80V79H247ZM71 81V80H70ZM83 81V80H82ZM90 81V80H89ZM123 82V80H121ZM132 81V80H131ZM137 81V80H136ZM189 81V79H188ZM251 81V80H250ZM67 82V80H66ZM73 82V81H72ZM77 82V81H76ZM79 82V81H78ZM126 82V81H125ZM130 82V81H129ZM147 82V81H146ZM185 82V81H183ZM206 82V83H204ZM241 82V80L239 81ZM46 83V82H45ZM48 83V82H47ZM50 83H51V80H50ZM62 83V82H61ZM71 83V82H69ZM74 83V82H73ZM119 83V82H118ZM225 83L227 84V86L225 85ZM250 83V82H249ZM25 84V83H24ZM27 84V83H26ZM84 84V83H83ZM88 84V83H87ZM103 84V83H102ZM107 84H110V83H107ZM125 84V83H124ZM138 84V83H137ZM172 84V85H174ZM240 86H239V85ZM264 84V83H263ZM262 84V85H263ZM20 85V84H19ZM28 85V84H27ZM39 85V84H38ZM37 85V86H38ZM48 85V84H47ZM47 85H46V88H47ZM86 85V84H85ZM84 85V86H85ZM97 85V84H96ZM118 85V84H117ZM123 85V84H121ZM133 85V84H132ZM159 85V84H158ZM167 85V84H166ZM179 85V86H178ZM182 85L184 87H182ZM186 85V84H185ZM189 85V84H187ZM191 85H194L193 83ZM190 85V86H191ZM223 85V86H222ZM33 86V85H31ZM52 86V85H51ZM57 86V84H56ZM71 86V85H70ZM69 86V87H70ZM76 86V85H74ZM73 86V87H74ZM80 86V84H79ZM103 86V85H102ZM113 86V85H112ZM126 86V85H124ZM137 86V85H136ZM154 86V85H153ZM181 86V87H180ZM65 87V86H64ZM81 87V86H80ZM79 87V88H80ZM122 88V86H120ZM139 87V86H138ZM192 87V86H191ZM28 88H30L28 86ZM56 88V87H55ZM67 88V87H66ZM106 88V87H105ZM114 88V87H113ZM119 88V87H117ZM127 88V86H126ZM147 88V87H146ZM180 88V89H179ZM186 88H189V87H186ZM202 88V89H201ZM247 88V87H246ZM261 88V86H260ZM27 89V87H26ZM25 89V90H26ZM69 89V88H67ZM177 89V90H176ZM182 89V90H183ZM212 89V90H213ZM230 89V88H229ZM240 89V88H239ZM251 89V88H250ZM249 89V90H250ZM262 89V88H261ZM260 89V90H261ZM83 91V89H81ZM124 90V89H123ZM122 90V95L125 94V92ZM132 90V89H130ZM130 90H129V94H130ZM211 90V91H212ZM34 91V90H33ZM72 91V90H71ZM93 91V90H92ZM98 91L95 89V92ZM107 91V90H106ZM121 91V90H120ZM128 90H126L127 92ZM188 91V90H187ZM187 91L185 92V94H180L181 95V99L183 100L182 98V95H187ZM258 91V90H257ZM23 92V90L21 91ZM45 92V91H43ZM79 92V91H78ZM94 92V91H93ZM132 92H134V90H132ZM184 92V90H183ZM182 92V93H183ZM250 92V91H249ZM255 92V91H254ZM261 92V91H260ZM263 92V91H262ZM99 93H100V90H99ZM117 93V92H116ZM128 93V92H127ZM126 93V95H127ZM176 93V92H175ZM176 93V94H177ZM223 93V92H221ZM227 93V92H226ZM259 93V92H258ZM21 94H24V93H21ZM26 94V93H25ZM48 94V93H46ZM85 94V93H84ZM87 94H88V91H87ZM105 94V93H104ZM194 94V93H193ZM198 94V93H197ZM196 94V95H197ZM228 94V93H227ZM246 94V93H244ZM250 94V93H248ZM257 94V93H256ZM260 94V93H259ZM35 95V94H34ZM40 95V94H39ZM53 95V94H52ZM65 95V94H64ZM98 99L95 100L97 97L92 98L91 99H88L89 101H86L87 99L84 100L83 98V102L81 105H79L80 108H92L93 111H94V116L98 115V114H101V115H104L105 112H108V111H105L103 112V110L105 109V103H107L108 99L106 98V95H103V94H98ZM108 95V94H107ZM125 95V96H126ZM226 95V94H225ZM236 95H238V93H236ZM252 95V94H250ZM9 96V95H8ZM16 96V95H15ZM26 96V95H25ZM50 96V94H49ZM91 96V95H90ZM93 96H95L93 94ZM178 96V94H177ZM188 96V95H187ZM186 96V97H187ZM195 96V95H194ZM199 96V95H198ZM220 96V95H219ZM231 96V95H230ZM229 96V97H230ZM258 96V97H257ZM259 96H262V95H256L257 98H261ZM11 97V96H10ZM9 97V98H10ZM13 97V96H12ZM22 97V96H21ZM62 97V96H61ZM72 97V96H71ZM75 97V96H74ZM117 97V95H116ZM121 97V96H120ZM124 97V95L122 96V98ZM186 97H184L186 99ZM192 97V96H191ZM226 99H227V96H225ZM234 96H232V100L230 103H228V101H225L227 102V104H224L223 105L226 107L233 102V98ZM255 97V98H256ZM5 98V96H4ZM8 98V99H9ZM17 98V97H16ZM27 98V97H26ZM34 98V97H33ZM38 98V97H37ZM40 98V97H39ZM66 98V97H65ZM115 98V97H114ZM119 98V97H118ZM117 98V99H118ZM130 98V97H129ZM238 98V97H236ZM253 98V97H252ZM15 99V98H14ZM36 99V98H35ZM33 99V100H35ZM64 99V97H63ZM77 99V98H76ZM116 99V98H115ZM116 99V100H117ZM126 99V97H125ZM151 99V98H150ZM189 100L191 98H188ZM194 99V98H193ZM200 99V98H199ZM231 99V98H230ZM230 99H227V100H230ZM240 99V97L238 98ZM18 100V98H17ZM44 100L46 99H43V102ZM120 100L122 101V99H119L117 100L118 102H120ZM152 100V99H151ZM258 100V99H257ZM37 102H39L38 100H36ZM47 101V100H46ZM49 101V100H48ZM53 101V100H51ZM64 101H67L66 99ZM72 101V99H71ZM187 101V99H186ZM194 101V100H193ZM235 101V100H234ZM255 101V100H254ZM54 102V101H53ZM175 102H177L175 100ZM198 102L201 103V101L199 100ZM198 102H194V104L196 103L198 105ZM214 102V101H213ZM216 102V101H215ZM217 102H220L217 101ZM216 102V104H217ZM236 102V101H235ZM256 102V101H255ZM254 102V103H255ZM34 103V102H33ZM36 103V102H35ZM34 103V104H35ZM65 103V102H64ZM68 103V102H67ZM74 103V101H73ZM115 104V102H113ZM117 103V102H116ZM171 103H174V102H171ZM181 103V100L180 102ZM178 103V104H179ZM184 103V102H183ZM189 103V102H188ZM199 103V105H200ZM221 103V102H220ZM219 103V104H220ZM29 104V103H28ZM52 104V103H51ZM59 104V103H58ZM61 104V103H60ZM108 104V103H107ZM112 104V103H111ZM113 104V105H114ZM168 107H173V106H177V105H168V103H166ZM170 104V102H169ZM186 104V103H185ZM215 104V103H214ZM215 104V105H216ZM2 105V104H1ZM23 105V104H22ZM32 104H30L31 106ZM38 105V106H37ZM36 105V109L37 111L35 112H31L29 111L27 114L28 116L27 117H23L24 119L23 122L21 123V125L19 127L16 128L15 126V133H13L11 135V137H9V139L11 138L10 141L12 142H17V143H20L22 146L24 145H28L29 143L31 142H37L38 144L40 142L39 141V138H41L43 136V134H45L42 129L46 128L48 129L49 133L47 134H50L49 136H52L53 138H57V140H63V144L61 146V144H59L61 146V153L59 154L57 151H55L53 149V151H55L56 153L54 154H51L52 156H55L57 155V158L55 157H52V158H55V160L57 161V164H54L52 165L50 163V160L49 162H47L48 160H45L46 164L44 166L43 162L41 163V161H44V157H41L40 156L43 154L42 151H38L36 150L37 152H41L42 154L39 155L38 157V154L36 153V151L34 152L33 150V153L34 154H37L35 156H37V158H35L34 154L33 155H30L31 158L32 156L33 159L35 158V162L36 160L39 158L41 159L40 162H38L37 166L40 164H43V167H46V169L43 171V177L39 178V182L38 184L41 185V187L43 186V189L45 190H42L41 188V191H39L40 193H37L35 192L36 190L38 189H35V193H27V195L29 194L30 197H31V202L33 203V206H37V207H52L53 208V212L55 213V215H58V216H64L66 222L69 224L70 222L67 221V219H69V217L71 218H74V222H77L79 225H84L85 222H87V224H91V218H93V220L95 219L96 220H99L97 221L96 223L100 224V229H101V225H103L104 229H106L108 226V224H111L113 223V218L115 220L116 218V221L117 219H119V223L116 222L115 224H121L119 226H117V228L119 229V227L122 225L124 228V230L126 228L129 229V233L127 231V233L129 234V236H126L127 235L126 233L123 235L125 237L121 238L118 236V238H116V240H114V238L112 236L115 237V235L113 234H110V237L111 239H109L108 237V233H112V231H110V229H106V231L103 230V232H106L107 233V230L108 233L104 236H107V238L111 241H109L110 245L108 244V246H110L111 249H113L110 253V255H106L105 253H102L104 254V258H105V255H106V262H108V259H109V263L110 264H264V197H260V193H263L264 192V155L262 153H264V149L263 151L261 152L259 150V152H261V160H258L259 161V164L261 166V171L257 168L259 167L260 165L259 164H253V165H250L252 163V160H254L257 156L255 155H258L256 154V151L258 150H253L255 151V154H254V159L251 158V154L249 155L248 153H250L249 150L252 149V147H250L246 141L249 139H245V137H242L240 139V137L237 136L236 140L235 141H226L229 137H231L232 135H228L229 133L231 132H228V134H224L223 131L225 129H222V133L220 132L221 130V127L223 128V123L222 125L219 127L216 126V127H219V133L216 129L215 132H210V134H202L203 131H209L211 129L208 130V128L206 129L204 127V129L201 131L202 133H200V135H197L195 137H189L187 138L186 136H184V128L183 127L187 122V121H181L179 120V122L182 124V132H179L182 133H177V130L175 128V132H173L172 129L174 128H169V129H161L160 127V130H159V133L155 134L156 137L154 138L155 139V143L153 142V145L151 146H141V147H137L135 153L136 155L134 156L133 153L134 151H131V150H128V151H131L133 152L132 155L134 157H127L125 155L124 158L123 156L121 158L123 159H119L117 158L116 155H119V153L117 152H120V151H125V150H122L124 147H125V143H126V140L127 139H133L134 138V134H130L128 133H125L126 135L123 137L122 136V140H116L114 139L115 136L113 137L112 141L111 140H107L106 138L104 139H100L99 138V134L97 133L99 128H101V123L104 121L103 119H101V117L99 119H101V121H98V122H93V123H89L87 122L86 124H84L83 122L82 123H75L76 120H72L71 117L70 119L67 118V114L66 116H62V114L60 115L59 119L58 120H55L54 118H51L49 117V113L50 111L52 110L51 109V105L48 106V102L46 104H44L45 109H42L40 108L42 106H40V102L37 103ZM71 105V104H70ZM77 105V104H75ZM112 105V106H113ZM117 105V104H116ZM182 105V103H181ZM197 107L200 108L203 107L202 105H200ZM222 105V103H221ZM222 105V106H223ZM6 106V104L4 105ZM66 106V105H65ZM88 106V107H86ZM110 106V105H108ZM107 106V107H108ZM184 106V105H183ZM187 106V104H186ZM196 106V105H195ZM205 106V105H204ZM217 107L220 105H216ZM2 107V106H0ZM69 107V105H68ZM67 107V108H68ZM71 107V106H70ZM119 107V106H118ZM166 107V106H165ZM178 107V106H177ZM181 106H179L180 108ZM216 107V108H217ZM226 107H223V108H226ZM261 107V106H260ZM6 108V107H5ZM25 108V107H24ZM28 108V106H27ZM58 108V107H57ZM57 108H55L57 110ZM59 108H63L62 107H59ZM74 108V107H73ZM77 108V107H76ZM80 108L78 109V113H79V110ZM115 108V107H114ZM131 108V107H130ZM175 108V107H174ZM182 109H184L183 107H181ZM192 108V107H191ZM228 108V107H227ZM232 108H233V105H232ZM111 109L113 110V107H111ZM128 109V108H126ZM262 109V107H261ZM1 110V108H0ZM17 110V109H16ZM26 110V109H25ZM24 110V112H25ZM39 110V111H38ZM89 110V108H88ZM115 110V109H114ZM113 110V111H114ZM117 110V109H116ZM175 110V109H174ZM180 110V109H179ZM178 110V111H179ZM194 110V109H193ZM202 110V108H201ZM218 110V109H217ZM2 111V110H1ZM34 111V110H33ZM53 111V110H52ZM66 111V110H65ZM92 110H90L91 112ZM92 111V112H93ZM133 111V110H132ZM171 111V110H170ZM169 111V112H170ZM176 111V110H175ZM181 111V110H180ZM183 111V110H182ZM181 111V113H182ZM200 111V109H199ZM204 111V110H203ZM201 111V112H203ZM223 111V110H222ZM221 111V112H222ZM258 111V109L256 110V112ZM49 112V113H47ZM54 112H56L54 110ZM58 112V111H57ZM64 112V111H63ZM62 112V113H63ZM70 112V111H69ZM83 112V111H82ZM115 112V111H114ZM127 111H125L126 113ZM185 112V111H184ZM187 112V111H186ZM194 112V111H193ZM255 112V110H254ZM260 112V111H259ZM71 113V112H70ZM75 113V112H74ZM115 113H118V112H115ZM124 113V114H125ZM132 113V112H131ZM135 113V112H133ZM197 114V112H195ZM252 113V112H251ZM7 114V113H6ZM22 114V112H21ZM114 114V113H113ZM123 114V113H122ZM128 114V113H127ZM173 114V112H172ZM180 114V112H179ZM178 114V115H179ZM259 113H257L258 115ZM2 115V114H0ZM10 115V114H9ZM69 115V114H68ZM72 115V113H71ZM70 115V116H71ZM79 115V114H78ZM109 115H112L111 112L108 113V114H105L104 116L106 117H109ZM115 115V114H114ZM126 115V114H125ZM171 115V114H170ZM177 115V114H176ZM181 115V114H180ZM191 115V114H190ZM195 115V114H194ZM192 115V116H194ZM7 115H5L6 117ZM22 116V115H21ZM20 116V117H21ZM87 116V115H85ZM116 117H118V114L115 115ZM185 115L183 114L182 118L184 117ZM187 116H189L187 114ZM197 116V115H196ZM195 116V117H196ZM254 116V115H252ZM251 116V117H252ZM19 117V116H18ZM54 117V116H53ZM81 117V116H80ZM80 117L78 118V120L80 119ZM98 117V116H97ZM96 117V118H97ZM122 117V116H121ZM120 117V118H121ZM131 117V116H130ZM162 117V116H161ZM191 117V116H190ZM189 117V119H190ZM200 117V116H199ZM206 117V116H205ZM264 117V116H263ZM262 117V118H263ZM82 118V117H81ZM110 118V117H109ZM108 118V119H109ZM114 117H112L113 119ZM180 118V116H179ZM188 118V117H186ZM185 118V119H186ZM202 118V117H201ZM257 119H259V117L256 116ZM254 118V120L256 119ZM5 119V118H4ZM74 119V118H73ZM105 119V120H106ZM118 119V118H116ZM157 119V118H156ZM181 119V118H180ZM234 119V118H233ZM264 119V118H263ZM21 120V119H20ZM95 120V119H94ZM98 120V119H97ZM96 120V121H97ZM176 120V119H175ZM184 120V118L182 119ZM192 120V119H191ZM200 120V119H199ZM204 120V119H203ZM206 120V119H205ZM204 120V121H205ZM3 121V120H2ZM1 121V123H2ZM73 121V122H72ZM82 121V120H81ZM110 120H106V123H109ZM113 121V120H112ZM162 121V120H161ZM105 122V121H104ZM158 123V121H156ZM191 123L189 124L190 126H188V123ZM194 124L196 125L197 121H193ZM193 122L191 121H188V123L186 124L188 127L187 128H190L192 127L193 125ZM199 122V121H198ZM259 122V129L258 131L260 130L261 128V132H262V123L258 120L257 123ZM4 123V122H3ZM20 123V122H19ZM24 123V124H23ZM173 123V121L171 122ZM175 123V122H174ZM200 123V122H199ZM100 124V125H99ZM111 124V123H110ZM141 124V123H140ZM159 124V123H158ZM202 125V121L200 123ZM200 124L197 123V125L199 126ZM210 124V123H209ZM226 124V123H225ZM107 125V124H106ZM109 125V124H108ZM120 125V124H119ZM123 125V124H121ZM185 125V126H186ZM194 125V126H195ZM199 126V127H203V126ZM212 125V124H211ZM12 126V125H11ZM125 126V125H124ZM127 126V124H126ZM138 126V125H137ZM167 126V125H166ZM175 126V125H174ZM193 126V127H194ZM214 126V125H213ZM257 126V124L255 125ZM255 126H252V127H255ZM261 126V127H260ZM10 127V126H9ZM13 127V126H12ZM105 127V126H104ZM134 127V126H133ZM136 127V126H135ZM176 127V126H175ZM181 128V126H178ZM200 128V129H201ZM213 128V127H211ZM256 128V127H255ZM264 128V127H263ZM46 129H44L46 131ZM105 128H103L104 130ZM125 129V128H123ZM144 129V128H143ZM192 129V128H191ZM197 128L194 127V130H196ZM200 129H197L200 131ZM215 129V128H214ZM227 130L225 131H229L228 128H226ZM252 129L251 128V132H252ZM257 129H255L257 131ZM2 130V129H1ZM128 130V129H126ZM125 130V132H126ZM134 130V129H133ZM154 130V129H153ZM186 130V129H185ZM246 130V129H245ZM254 130V131H255ZM3 131V130H2ZM12 131V132H14ZM102 131V130H100ZM106 131V130H105ZM114 131V130H113ZM120 131V130H119ZM135 131V130H134ZM151 131V130H150ZM199 131H194V132H199ZM253 131V133H254ZM259 131V132H260ZM146 132V130H145ZM192 132V131H191ZM216 132H218V135L216 134ZM249 132V131H248ZM257 132V134H261V132L259 133ZM264 132V131H263ZM149 133V132H148ZM151 133V132H150ZM207 133V132H206ZM212 133V134H211ZM215 133V134H214ZM246 133H247V130H246ZM5 134V133H4ZM35 134V135H34ZM123 134V133H122ZM154 134V133H153ZM249 134V133H248ZM248 134H246L248 136ZM256 134V133H255ZM254 134V135H255ZM264 134V133H263ZM261 134V136L263 135ZM109 135V134H108ZM186 135V133H185ZM187 135H188V131H187ZM219 137H217V136ZM241 135H242V132H241ZM239 135V136H241ZM243 134V136H246ZM252 135V133H251ZM8 136V135H7ZM113 136V135H112ZM121 136V135H120ZM138 136V135H137ZM136 136V137H137ZM144 135H141V136H138L137 139H140L141 140L143 138ZM216 136V137H215ZM246 136V138H247ZM250 136V135H249ZM256 136V135H255ZM255 136H254V139L256 141L257 137L259 136H256V139H255ZM264 136V135H263ZM6 137V136H5ZM3 138V139H6V138ZM107 137V136H106ZM135 137V138H136ZM228 137V138H227ZM233 137V136H232ZM234 138V137H233ZM243 138H244V142L243 141ZM260 138V136H259ZM1 139V141L3 140ZM9 139H7L9 141ZM230 139V138H229ZM251 136H250V140H251ZM262 139V138H260ZM260 139H257V140H260ZM45 140V139H44ZM144 140V139H143ZM246 140V141H245ZM250 140L248 141L250 143ZM263 140H264V137H263ZM118 141V142H117ZM128 141V140H127ZM137 141V140H136ZM261 141V140H260ZM60 142V141H59ZM62 142V141H61ZM146 142V141H144ZM258 142V141H257ZM263 142V141H261ZM260 142V143H261ZM43 144L46 143V142H42ZM41 143V144H42ZM129 143V142H128ZM2 144V143H1ZM14 144V143H13ZM16 144V143H15ZM32 144V143H31ZM34 144V143H33ZM125 144V145H124ZM139 145V141H137V143ZM253 144H255V142H253ZM259 144V143H257ZM264 143H261V147L264 145H262ZM19 147L20 145L17 144ZM124 145V146H123ZM141 145V143H140ZM46 146V144H45ZM253 148L256 147V145H252ZM8 147V146H7ZM43 147V145H42ZM135 147V146H134ZM247 147H250L248 148L247 150H245V148ZM258 147V146H257ZM257 147L255 149H257ZM262 147V148H263ZM10 148V146L8 147ZM22 149V147H20ZM25 148V147H24ZM34 148V147H33ZM37 148V147H36ZM41 148V147H40ZM50 146H47V149L49 150ZM131 148V147H130ZM262 148H260L262 150ZM25 149H28L29 148H25ZM24 149V150H25ZM32 150V148H30ZM38 149V148H37ZM52 149V148H51ZM47 150V151H48ZM119 150V151H117ZM243 150H245L244 152H247V155L249 158H251L250 160V164L248 163L249 161L246 160L245 157L247 156H242V154L244 153ZM12 151V150H9V152ZM46 151V152H47ZM52 151V152H53ZM116 151V152H115ZM252 151V152H253ZM8 152V153H9ZM127 152V151H126ZM124 152V153H126ZM130 152V153H131ZM30 153V152H29ZM32 153V152H31ZM117 153V154H116ZM258 153V152H257ZM11 154V153H10ZM45 154V153H44ZM49 154V153H48ZM59 154V156H58ZM128 154V153H127ZM246 154V153H245ZM7 155V154H6ZM14 155V154H12ZM25 155L22 153V156ZM51 155L46 156L51 158ZM130 156H132L131 154H129ZM20 156V155H19ZM27 156H29L27 154ZM43 156V155H42ZM121 156V155H120ZM2 157H4V155H2ZM12 157V156H11ZM119 157V156H118ZM245 159H244V158ZM260 157V154L258 156V158ZM29 158V157H28ZM44 158V159H43ZM74 158V159H73ZM25 159V157H24ZM32 159V160H33ZM30 160V158H29ZM54 160V162H55ZM24 161V160H23ZM28 161V160H27ZM256 161V160H254ZM19 162V161H18ZM262 162V163H261ZM14 163V162H13ZM34 163V162H33ZM53 163V161H52ZM36 164V163H34ZM51 164V165H50ZM4 165V164H3ZM12 165V164H11ZM20 165V164H19ZM58 165V168H59V171H55V166L57 167ZM258 165V166H256ZM34 167L37 168V166L33 165ZM32 166V168H33ZM71 166L73 167V171H71ZM13 167V165H12ZM260 168V167H259ZM17 169V168H15ZM35 169V168H34ZM41 169V168H39ZM39 169H38V173H39ZM35 171V170H34ZM42 171L40 173H42ZM263 171V172H262ZM15 173V172H14ZM37 173V172H36ZM4 174V173H3ZM52 178L48 179L49 177L47 176H52ZM33 175V173H32ZM38 175V174H37ZM134 175H136L135 179H131ZM15 176V175H14ZM36 176V175H35ZM109 176H115L114 178H111V179H107V177ZM30 177V173L28 174V178ZM34 177V176H33ZM36 177H34L35 179ZM178 179V178H184L185 181H187L188 183V187L183 191H180L178 194H174V195H170L169 193H166L167 190H164L166 189V186L167 184L171 183V180L172 179ZM173 179V180H174ZM95 183H92L91 181H93ZM172 180V181H173ZM178 181V180H177ZM176 181V182H177ZM180 181V180H179ZM178 181V182H179ZM2 182V181H1ZM31 182V181H30ZM35 182H36V179H35ZM98 182V183H97ZM32 183V182H31ZM92 183V184H90ZM32 185V184H31ZM172 184H170L171 186ZM30 186V185H29ZM33 186V185H32ZM35 186V185H34ZM24 187H27V186H24ZM1 188V187H0ZM169 188V187H168ZM181 188V187H180ZM12 189V188H11ZM25 189V188H24ZM30 189V188H28ZM170 189V188H169ZM183 189V188H182ZM171 190V189H170ZM13 191V190H12ZM28 191V190H27ZM175 191V190H174ZM176 192V191H175ZM1 193V192H0ZM14 194V193H11V195ZM259 194V196L257 195ZM264 194V193H263ZM262 194V196H264ZM3 195V194H2ZM13 196V195H12ZM8 197V196H7ZM29 197V199H30ZM6 198V197H5ZM4 198V199H5ZM12 198V197H11ZM17 198V197H16ZM21 202V200H20ZM8 204V203H7ZM10 204V202H9ZM16 205V204H15ZM32 206V207H33ZM5 207V206H4ZM11 207H12V204H11ZM26 207V206H25ZM9 207H7L6 209H8ZM14 209V208H13ZM18 209V208H17ZM5 211V210H4ZM18 211V210H17ZM34 211V210H32ZM31 211V213H32ZM6 212V211H5ZM8 212V210H7ZM45 212V211H44ZM9 213V212H8ZM7 213V214H8ZM12 213V212H11ZM9 213V214H11ZM23 213V211H22ZM4 215V214H3ZM34 215V214H33ZM53 215V214H52ZM32 216V215H31ZM46 216V215H45ZM49 216H47L48 218ZM52 217V216H50ZM4 218V217H3ZM23 218V216H22ZM44 218V217H43ZM46 218V219H47ZM56 219L58 217H55ZM67 218V219H66ZM90 218V223H88ZM21 219V217L19 218ZM34 219V218H33ZM38 219V218H37ZM40 219V218H39ZM45 219V218H44ZM55 219V220H56ZM70 219V221H71ZM9 220V219H8ZM13 220L14 217H13ZM17 220V219H16ZM35 220V219H34ZM50 219H48L47 221H49ZM58 220V219H57ZM61 220V219H59ZM58 220V221H59ZM92 220V221H93ZM3 221V220H2ZM32 221V220H31ZM37 221V220H36ZM36 221H32L33 223H36ZM52 221H53V218H52ZM10 222V221H9ZM8 222V223H9ZM15 222V221H14ZM17 222V221H16ZM54 222V221H53ZM52 222V223H53ZM56 222V221H55ZM39 223V222H38ZM47 223V222H46ZM45 223V224H46ZM72 223V221H71ZM70 223V224H71ZM76 223V224H77ZM94 221H93V225L95 224L94 227H92L91 225H89V227L93 230L97 224H96ZM11 224V222H10ZM37 224V223H36ZM44 224V223H43ZM57 224V223H56ZM75 224V225H76ZM77 224V225H78ZM86 224V225H87ZM15 225V224H13ZM23 225V224H22ZM48 225V224H47ZM74 225V224H73ZM73 225H71L73 227ZM78 225V226H79ZM10 226V225H9ZM38 226V224L36 225ZM56 226V225H55ZM99 226V225H98ZM107 226V227H106ZM113 226H114V223H113ZM116 226V225H115ZM121 226V228L123 229V227ZM33 227L35 228V226L33 225ZM80 227V226H79ZM84 227V226H83ZM102 227V229H103ZM109 227H111V229L113 228L112 226L109 225ZM108 227V228H109ZM2 228V227H1ZM5 228V227H4ZM38 228V227H37ZM56 228V227H54ZM70 228V227H69ZM78 228V227H77ZM87 228V227H86ZM120 228V229H121ZM6 229V228H5ZM5 229H3L5 231ZM9 229V228H8ZM19 229V228H18ZM30 229V228H29ZM48 229V228H47ZM79 229V228H78ZM82 229H85V228H82ZM91 229H88L87 232H91ZM100 229H97L95 228L92 233H89V234H92V236L94 235L93 232L97 230L98 233L102 232L99 230ZM114 229V228H113ZM118 230L120 231L118 233V231H115L117 232L118 234H120L122 232V234L124 233V231L122 230ZM31 230V229H30ZM32 230L34 231V229L32 228ZM35 230L37 231V229L35 228ZM39 230V229H38ZM44 230V229H43ZM76 230V229H75ZM115 230V229H114ZM12 231V230H11ZM19 232V230H17ZM32 231V232H33ZM61 231V230H60ZM78 231V230H77ZM79 231H82V230H79ZM7 232V231H5ZM14 232V231H13ZM21 232V231H20ZM29 232V231H28ZM31 232V231H30ZM49 232V230H48ZM102 232V234H104ZM114 232V231H113ZM8 233V232H7ZM17 233V232H16ZM42 233V232H41ZM80 233V232H79ZM79 233H76L77 235ZM116 233V234H117ZM9 234V233H8ZM15 234V233H14ZM13 234V235H14ZM22 234V233H21ZM29 234V233H28ZM47 234V233H46ZM101 234V235H102ZM117 234V235H118ZM18 235V234H17ZM16 234L14 236H17ZM32 235V234H31ZM81 235H86V232H84L83 234L81 233ZM81 235H78V236H81ZM97 236L95 237H98L96 240L98 241V244L97 246H99V242L102 241V238H103V241L104 237L101 236V240L99 239V235L98 234H95ZM116 235V237H117ZM0 236H3L2 234H0ZM10 236V234H9ZM12 236V235H11ZM10 236V237H11ZM10 238V239H13V237ZM23 237V234L21 235ZM19 236V237H21ZM36 236V235H35ZM41 236V235H40ZM45 236V235H44ZM44 236H41V238H45ZM77 236V237H78ZM4 237V236H3ZM18 237V238H19ZM26 237H29V236H26ZM34 237V235H33ZM50 237V236H49ZM57 237V236H56ZM85 237V236H84ZM87 237V236H86ZM85 237V238H86ZM2 238V237H1ZM25 237H23L21 239L22 243L27 241L24 239ZM40 239V240H43ZM64 238V237H63ZM81 238V239H80ZM82 236L79 237V240L81 241L82 240ZM94 238V237H93ZM91 238V239H93ZM17 239V237H16ZM15 239V240H16ZM24 239V241H23ZM33 239V238H32ZM31 239V240H32ZM46 239V238H45ZM68 239V237L66 238ZM71 239V238H70ZM76 239V238H75ZM78 239V238H77ZM89 239V238H88ZM87 239V240H88ZM99 239V240H98ZM3 240V239H2ZM31 240H29L31 242ZM72 240V239H71ZM74 240V239H73ZM94 240L96 243L97 241ZM114 240V241H113ZM28 241V243H29ZM38 241V240H36ZM46 241V240H45ZM65 241V239L63 240ZM84 241V240H83ZM82 241V242H83ZM90 241V240H89ZM93 241V240H91ZM59 242V241H58ZM68 242V240H67ZM78 242V240H77ZM77 242H74V244L76 245ZM106 242V243H105ZM105 244L104 245H107L108 241L105 240ZM18 244L19 242H15L14 244ZM27 243V242H25ZM25 243L23 245H25ZM35 243H38V242H35ZM42 244V242H39V244ZM45 243V242H43ZM47 243V241H46ZM55 243V242H54ZM61 243V242H60ZM72 243V242H71ZM85 243V242H84ZM95 243V244H96ZM5 244V243H4ZM11 245V243H9ZM13 244V243H12ZM13 244V245H14ZM16 244V245H17ZM38 244V245H39ZM40 244V245H41ZM58 244V243H57ZM64 244V243H63ZM70 242H68V244H66L67 246H69V248L71 249V245H69ZM79 244V243H78ZM77 244V245H78ZM87 244V243H86ZM92 244V243H91ZM94 243H93V248L94 246H96ZM45 245V244H44ZM56 245V244H55ZM62 245V243H61ZM73 245V244H72ZM101 245V243H100ZM6 246V245H5ZM3 246V247H5ZM42 246V245H41ZM46 246V245H45ZM58 246V245H57ZM56 246V247H57ZM66 246V250L68 249V247ZM80 247V245H78ZM77 246L76 249H74L75 251H79V247ZM87 246H91V245H87ZM1 247V246H0ZM19 247L21 248V245H19ZM24 247V246H23ZM23 247L21 249H23ZM26 247V246H25ZM40 247V246H39ZM38 247V248H39ZM55 247V246H54ZM106 247V246H105ZM105 247H103L105 249ZM32 248V247H31ZM29 248V249H31ZM44 248V247H43ZM74 248V247H73ZM85 248V247H84ZM83 248V249H84ZM101 248V247H100ZM12 249V248H11ZM28 249V248H26ZM36 250H38L36 247L34 248ZM83 249H82V252H83ZM109 249V250H111ZM2 252L3 250L0 249ZM10 250V249H9ZM20 251V249H17V251ZM73 250V249H72ZM72 250H70L72 252ZM81 250V249H80ZM5 251V250H4ZM15 250V253L17 252ZM23 251V250H22ZM39 251V250H38ZM42 251V250H41ZM69 251V252H70ZM74 254H72L70 252V255L68 256V260L71 261V259L73 258V256L76 254V255H82V253L79 251V252H76ZM101 251V250H100ZM104 251H107L104 250ZM1 252V253H2ZM37 252V251H36ZM40 252V251H39ZM38 252V253H39ZM68 252V253H69ZM0 253V254H1ZM5 254H7L6 252H4ZM11 253V252H10ZM9 253V254H10ZM14 253V252H13ZM23 253V252H22ZM28 253V252H27ZM44 253V252H42ZM84 253H86V251H84ZM83 253V255H85ZM101 253V252H99ZM3 254V253H2ZM12 254V253H11ZM41 254V253H40ZM47 254L49 255V253L47 252ZM46 254V255H47ZM51 254V253H50ZM58 254V253H57ZM4 255V254H3ZM15 255V254H13ZM20 255V254H19ZM23 254H21V257H22ZM26 255V254H25ZM42 255V254H41ZM46 255H44L46 257ZM72 255V256H71ZM75 255V256H76ZM79 255V256H80ZM92 256V254H90ZM88 254V257L90 256ZM36 256V255H35ZM50 256V255H49ZM61 256V255H60ZM70 256L72 258H70ZM86 256V255H85ZM3 257V256H2ZM2 257L0 255V259L2 260ZM8 257V256H7ZM14 257V256H13ZM12 257V258H13ZM17 257V256H16ZM51 257V256H50ZM52 257H55V256H52ZM93 257V256H92ZM90 257V258H92ZM96 257V256H95ZM100 257L99 256V259L98 261L100 260ZM107 257H110L107 259ZM6 258V257H5ZM11 258V259H12ZM20 258V257H18ZM39 258V257H38ZM37 258V259H38ZM42 258V257H41ZM47 258V257H46ZM81 258L83 259L84 257L81 256ZM86 258V257H85ZM84 258V259H85ZM98 258V257H96ZM102 258V260L105 261V259ZM4 259V258H3ZM24 259V258H23ZM30 259V258H28ZM35 259V258H34ZM40 259V258H39ZM50 259V258H49ZM59 259V258H58ZM82 259H79V260H82ZM93 259V258H92ZM112 259V260H111ZM16 260V259H15ZM14 260V261H15ZM19 260V259H17ZM88 260V259H86ZM96 260V259H95ZM4 260H2V263H3ZM7 261H9V259H7ZM78 262V259L76 260ZM97 261V262H98ZM101 261V260H100ZM17 262V261H16ZM34 262V261H33ZM75 262V261H74ZM72 262V263H74ZM84 261H82L83 263ZM93 264H97L95 263V261H91ZM106 262H102L103 264H105ZM5 263V262H4ZM14 263V262H13ZM76 263V262H75ZM81 263V262H80ZM79 263V264H80ZM87 263V262H85ZM89 263V262H88ZM100 263V262H99ZM98 263V264H99ZM100 263V264H102ZM6 264V263H5ZM15 264V263H14ZM19 264V263H18ZM24 264V263H22ZM28 264V263H26ZM34 264V263H33ZM37 264V263H36ZM91 264V263H90ZM107 264V263H106Z\"/></svg>",
  "mask_w": 264,
  "mask_h": 264
}]
</instances>
